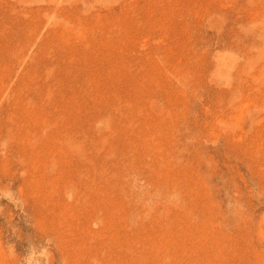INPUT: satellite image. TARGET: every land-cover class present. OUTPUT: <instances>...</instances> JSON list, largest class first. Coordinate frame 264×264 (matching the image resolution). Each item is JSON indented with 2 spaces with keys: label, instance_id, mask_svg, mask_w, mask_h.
<instances>
[{
  "label": "rangeland",
  "instance_id": "374dc122",
  "mask_svg": "<svg viewBox=\"0 0 264 264\" xmlns=\"http://www.w3.org/2000/svg\"><path fill=\"white\" fill-rule=\"evenodd\" d=\"M0 264H264V0H0Z\"/></svg>",
  "mask_w": 264,
  "mask_h": 264
},
{
  "label": "bare ground",
  "instance_id": "6f19581e",
  "mask_svg": "<svg viewBox=\"0 0 264 264\" xmlns=\"http://www.w3.org/2000/svg\"><path fill=\"white\" fill-rule=\"evenodd\" d=\"M24 64V63H23ZM81 139V138H80ZM52 144V143H51ZM35 155V154H34ZM128 175V174H127Z\"/></svg>",
  "mask_w": 264,
  "mask_h": 264
}]
</instances>
